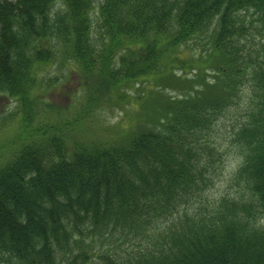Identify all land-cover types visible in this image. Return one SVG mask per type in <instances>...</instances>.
I'll return each instance as SVG.
<instances>
[{"label":"trees","instance_id":"obj_1","mask_svg":"<svg viewBox=\"0 0 264 264\" xmlns=\"http://www.w3.org/2000/svg\"><path fill=\"white\" fill-rule=\"evenodd\" d=\"M55 1L65 9L54 14ZM93 1L0 0V93L16 101L0 124L16 115L17 130L0 156V264H264V0H98L92 35ZM200 35L217 72L195 62L193 95L149 89L134 126L86 135L119 83L148 74L184 92L194 82L170 66L183 67L178 46ZM53 62L82 79L75 113L31 93L36 68ZM243 85L235 175L249 203L221 199L216 216L176 228L219 166L212 120ZM157 230L161 242L122 255L106 244Z\"/></svg>","mask_w":264,"mask_h":264},{"label":"rangeland","instance_id":"obj_2","mask_svg":"<svg viewBox=\"0 0 264 264\" xmlns=\"http://www.w3.org/2000/svg\"><path fill=\"white\" fill-rule=\"evenodd\" d=\"M93 5L90 8V33L97 32L96 20H97V5L98 0L93 1ZM51 10L55 14L57 11H63L65 9L63 4L59 1H55L51 4ZM256 39V38H255ZM209 39L205 35H200L189 39L186 43L178 46L177 51L181 60H183V67L177 66L176 63H172L170 69L173 68L177 74L181 77H187V79L194 83L188 84L182 90L174 88L168 83H152L153 77L150 75H142L137 80H130L119 83L116 89L111 88L110 93L112 96H108L105 93L104 97L109 100L104 106L96 108L95 112L91 116V120L86 125V135L96 136L100 128H105L109 132L116 133L118 130L124 129L129 126H134L135 115L138 111V105L141 101V97L149 89L154 92H162L170 98L174 97H188L193 95V88L197 85L195 80L199 69L195 66V62L207 73H216L217 70L211 66L212 58L207 57V53L210 50ZM204 48V49H203ZM201 55V56H200ZM169 68V67H168ZM34 76L37 79L36 85L31 89V93L40 98L42 102L54 101L61 106H65L71 113L77 112L78 99L82 93L83 84L82 79L78 77V71L75 65L68 62L62 64L59 63H46L39 68H36ZM215 71H212V70ZM209 77V76H208ZM156 81V80H155ZM152 83V84H151ZM199 87V86H198ZM247 85L240 87L237 96L226 107L220 112L215 119L212 120L209 130V140L215 144V147L221 152V158L217 159L219 166L209 176L207 184L204 185L201 196L198 198L190 199L191 202L187 203L183 208L184 213L187 217L180 219L181 222H177L176 228H179L184 222L190 219L192 216L206 217L216 216L217 203L223 199L225 206L228 208L230 204L235 201L249 203L248 198L250 197V190L246 188L244 181L237 178L235 173L241 160L242 149L239 140L234 134L238 126L245 121L248 116V108L251 105V90ZM102 95V94H101ZM111 95V94H110ZM16 101L5 93H0V120L6 111H14ZM45 106V105H44ZM16 115H12V117ZM10 118L6 126L2 127L0 124V156H6L9 150L7 147L2 146L4 142L9 138L15 137V120ZM8 120V121H9ZM96 130V131H95ZM224 206L222 205V211ZM183 215H181L182 217ZM170 223V220H166ZM257 226L264 228V214L260 215L255 220ZM159 228L163 230V228ZM148 232V236L143 238H127L125 240L117 241L109 239L106 244L111 245L112 249L118 253V255L125 254L128 251H135L144 245H155L162 241L160 233L163 232ZM168 236V232L165 234ZM164 236V237H165ZM109 247V246H108ZM3 264V263H1Z\"/></svg>","mask_w":264,"mask_h":264}]
</instances>
